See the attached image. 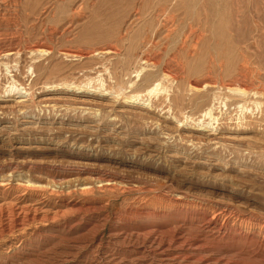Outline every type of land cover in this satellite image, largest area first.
Here are the masks:
<instances>
[{
    "label": "rangeland",
    "instance_id": "1",
    "mask_svg": "<svg viewBox=\"0 0 264 264\" xmlns=\"http://www.w3.org/2000/svg\"><path fill=\"white\" fill-rule=\"evenodd\" d=\"M1 181L0 264H264V0H0Z\"/></svg>",
    "mask_w": 264,
    "mask_h": 264
},
{
    "label": "bare ground",
    "instance_id": "2",
    "mask_svg": "<svg viewBox=\"0 0 264 264\" xmlns=\"http://www.w3.org/2000/svg\"><path fill=\"white\" fill-rule=\"evenodd\" d=\"M31 50H33V51H37V52H43V51H46V49H44V48H42L41 47V45L40 44H33L32 46H31V48H30ZM48 49V48H47ZM103 50V49H102ZM97 52V51H96ZM10 53H12L10 50L8 51L7 50V53H5V55H9ZM64 53H66V51L64 52ZM7 67V66H6ZM150 74V73H149ZM149 76V75H148ZM206 81V80H205ZM205 81H203V82H205ZM64 82V81H63ZM198 82V81H197ZM202 82V83H203ZM199 83V82H198ZM198 83H194L195 84V86L194 87H199L200 86V84H198ZM191 84V83H190ZM204 84V83H203ZM202 84V85H203ZM233 84H237V85H234L232 88H231V90H235V91H242V88L239 86V84L237 83V82H234ZM162 85V84H161ZM158 86H159V83L158 82H155V81H152V82H150V84L146 87V91H147V93L148 94H153V93H155L157 90H158ZM10 87V86H9ZM12 87H13V85L11 86V88L10 89H8V92L9 91H11L12 90ZM202 87V86H201ZM196 88V89H197ZM7 91V90H6ZM27 92V91H26ZM160 93V92H159ZM130 98H133V100L135 99H139V97H137V96H130ZM128 100V99H127ZM139 101V100H138ZM208 110V109H207ZM204 115H207L208 117H210V120H214L215 121V119H216V116L215 115H213L212 116V114H211V110H208V111H206L205 113H204ZM215 116V117H214ZM209 120V121H210ZM210 123V122H209ZM208 123V124H209ZM98 178H100V177H98ZM54 179V178H53ZM4 180V179H3ZM57 180V179H56ZM60 181V180H59ZM99 182H101V186H104V187H107L109 184H110V181H108V180H106V179H104V177L102 178V179H99L98 180ZM5 184V183H4ZM57 184V183H56ZM1 185H3L2 184V181H1V183H0V186ZM38 186V185H37ZM3 189V188H2ZM84 189V188H83ZM51 190V189H50ZM8 191V190H7ZM53 191V190H52ZM22 199V198H21ZM203 201V200H202ZM9 205H10V202H9V199H7L5 196H1V198H0V233H8L9 232V216H11L10 214H9ZM16 205V204H15ZM17 205H19V204H17ZM16 205V206H17ZM35 206V205H34ZM12 209H15V207L14 206H12ZM58 209V208H57ZM1 210H3V211H6V217L4 218V217H2L3 216V214L1 213ZM21 210V209H20ZM27 210V209H26ZM15 211V210H14ZM13 211V212H14ZM18 211H19V209H18ZM28 212V211H27ZM26 212V213H27ZM59 212V211H58ZM12 213V212H11ZM23 213V212H22ZM61 213V212H60ZM34 214V213H33ZM55 214V213H54ZM14 215H15V213H14ZM27 215V214H26ZM35 215V214H34ZM34 215H33V217H34ZM16 216V215H15ZM22 216H24V215H22ZM21 216V217H22ZM52 216V215H51ZM25 217V216H24ZM23 217V218H24ZM32 217V216H31ZM32 217V218H33ZM15 218V217H14ZM25 218H28V217H25ZM11 219H13V218H11ZM17 219V218H16ZM7 220V221H6ZM251 220V219H250ZM11 221V220H10ZM15 221V220H14ZM17 221V220H16ZM21 222V221H20ZM19 222V223H20ZM11 223H13V222H11ZM17 223V222H16ZM19 225V224H18ZM27 225V224H26ZM22 226V225H21ZM13 227V226H12ZM139 227V226H138ZM264 228V227H263ZM12 229V228H11ZM18 229V228H17ZM20 229V228H19ZM23 229V228H22ZM21 229V230H22ZM15 230V229H14ZM20 230V231H21ZM12 230H10V232H11ZM150 233H152V232H150ZM212 234V233H211ZM146 235V234H145ZM147 235H150V234H147ZM2 236V235H1ZM7 236V235H6ZM150 238V237H149ZM2 242V241H1ZM145 248V247H144ZM150 248V247H149Z\"/></svg>",
    "mask_w": 264,
    "mask_h": 264
}]
</instances>
